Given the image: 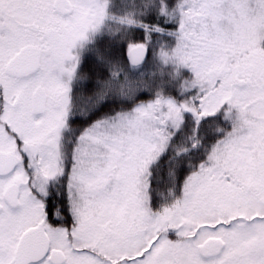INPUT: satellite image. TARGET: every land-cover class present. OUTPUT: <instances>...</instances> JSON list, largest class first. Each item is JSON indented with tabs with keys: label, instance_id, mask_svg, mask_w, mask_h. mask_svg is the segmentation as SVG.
Returning <instances> with one entry per match:
<instances>
[{
	"label": "snow or ice",
	"instance_id": "1",
	"mask_svg": "<svg viewBox=\"0 0 264 264\" xmlns=\"http://www.w3.org/2000/svg\"><path fill=\"white\" fill-rule=\"evenodd\" d=\"M254 34L264 0H0V264H264Z\"/></svg>",
	"mask_w": 264,
	"mask_h": 264
},
{
	"label": "rangeland",
	"instance_id": "2",
	"mask_svg": "<svg viewBox=\"0 0 264 264\" xmlns=\"http://www.w3.org/2000/svg\"><path fill=\"white\" fill-rule=\"evenodd\" d=\"M110 27L113 29V30H115L117 27H119L118 25H115V24H113V25H110ZM262 38H264V37H260V36H258V35H256V34H254V36H253V44L254 45H256L257 43H258V40L259 39H262ZM255 53H260V49H259V47H255L254 48V54ZM263 55V54H262Z\"/></svg>",
	"mask_w": 264,
	"mask_h": 264
},
{
	"label": "trees",
	"instance_id": "3",
	"mask_svg": "<svg viewBox=\"0 0 264 264\" xmlns=\"http://www.w3.org/2000/svg\"><path fill=\"white\" fill-rule=\"evenodd\" d=\"M264 55V54H263Z\"/></svg>",
	"mask_w": 264,
	"mask_h": 264
}]
</instances>
